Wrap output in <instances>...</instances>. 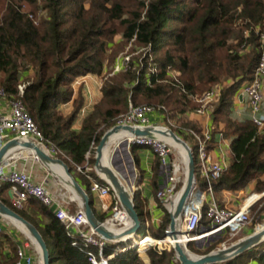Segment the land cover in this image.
<instances>
[{"label": "trees", "instance_id": "1", "mask_svg": "<svg viewBox=\"0 0 264 264\" xmlns=\"http://www.w3.org/2000/svg\"><path fill=\"white\" fill-rule=\"evenodd\" d=\"M262 29L264 0H0V87L10 97L23 100L46 142L61 150L57 157L69 165L74 176L77 172L82 178L101 221L108 216L97 214L87 177L104 181L94 169L96 146L104 133L132 105H154L169 124L197 109L195 97L217 85L222 88L219 101L212 106V117L224 123L223 134L232 139V159L214 188L216 192L239 191L256 180V191L263 193L264 129L260 130L252 118H239L233 112L235 96L252 80L258 64ZM117 35L121 39L114 42ZM121 53L130 58L129 67L118 72L105 70L106 58L114 62ZM87 74L102 76V96L76 131L73 125L85 96L81 85L74 97L73 83ZM22 81L26 84L20 94ZM71 101L73 109L64 115L59 107ZM178 126L182 133L183 128L198 129L192 123ZM139 147L131 145L136 164ZM86 163L93 169H78ZM196 179L201 188L206 186L197 165ZM10 187L0 186V200L40 230L51 264H91L51 208L35 198L22 210L13 207L10 198H4ZM134 203L142 223L136 236L166 238L171 221L168 208L161 202L164 216L160 224L147 225L150 216L139 189L135 190ZM253 208L264 210V196ZM205 210L206 205L201 224L207 226L210 221ZM148 239L141 247H146ZM220 243L197 252L207 254ZM128 244L111 243L106 252ZM262 244L219 264H249L252 259L264 264V249L259 250ZM6 247L15 251L12 258L7 257ZM17 248L18 241L3 230L0 264L15 263ZM147 254L150 264H181L173 251H161L158 246L149 247ZM110 264L145 263L137 249H129Z\"/></svg>", "mask_w": 264, "mask_h": 264}, {"label": "built area", "instance_id": "2", "mask_svg": "<svg viewBox=\"0 0 264 264\" xmlns=\"http://www.w3.org/2000/svg\"><path fill=\"white\" fill-rule=\"evenodd\" d=\"M31 17H33V15H31ZM259 35V61L252 80L243 85L240 94H246L248 96L249 106L252 112L251 118L258 128L263 130L264 93L262 87L264 80V29L259 32ZM129 61V57H124L121 62L118 61L114 67L115 72L127 69L129 67ZM18 88L20 94H23L25 84H19ZM221 88L222 86L217 85L202 95L196 96L195 98L199 106L195 109V112L198 114H205L208 109L212 112V106L219 101ZM159 111V108L154 105H132L127 113L118 117L115 125H133L136 127L164 126L168 128H172V126L176 125L173 121H170L168 125L153 123V116L160 115L163 117ZM187 132L190 133L196 141L197 155L200 160L198 168L201 177L204 179L206 190L202 191L196 180L195 189H197L201 198V208L199 209L195 223L191 227L185 222V217H187L185 215V209L180 219L181 225L179 230L190 236L187 243L209 239L214 235L222 234L234 238L252 223V208L261 199L262 194H260V197L257 198L256 201L254 200L251 203H246L240 208L221 206L214 188V182L225 173L228 166L224 161L214 160L211 156L209 145L214 139V131L213 129H207L198 132L192 129L187 130ZM13 138L35 141L47 153L54 157L62 153L55 145L46 142L44 134L35 123L31 114L27 111L23 100L21 98L10 97L6 90L0 87V148ZM127 140L129 146L138 145L141 147H150L155 152L159 160L161 177L157 196L169 211L172 210V204L179 192L178 188L180 184L184 182L187 172L179 156L175 155V147L165 140L148 137L132 136ZM89 155L90 152L87 154V158H89ZM35 156L39 159L37 155ZM77 167L81 171L83 169H91L88 163H86L84 167ZM90 179V191L93 194H97L100 198L103 213L111 212V216L106 219V224L116 232L123 231L128 226L127 222L129 216L123 208L112 185L103 178L101 179L104 181L93 178ZM2 184H11L15 187V189L11 191V204L17 209H24L32 198L39 200L52 210L54 209L53 211L58 219L65 224L68 235L73 238V244L82 247V251L86 254L91 264H110V261L115 256L129 249H137L140 256H142V254L147 253L149 247L157 245L161 251H173L177 258L174 252V242L167 243L168 239H156L150 234L140 238L135 237L131 244L124 247L112 248L111 251L107 253L106 249L110 247L111 243L118 242L107 240L95 231L89 224L80 202L76 211H71L63 204L61 205L54 192L45 185L44 181L38 182L28 171L16 168L9 155L0 164V186ZM205 205V217L210 223L201 229V219ZM3 230V227L0 226V233L3 232ZM168 232L169 228L167 229V234ZM147 236H149L152 241L149 242L145 248H142L139 242L143 241ZM227 245V243H223V247ZM17 255L18 258L13 264H23L24 262L32 264L34 258L28 253L26 248L21 246L18 247Z\"/></svg>", "mask_w": 264, "mask_h": 264}, {"label": "crops", "instance_id": "3", "mask_svg": "<svg viewBox=\"0 0 264 264\" xmlns=\"http://www.w3.org/2000/svg\"><path fill=\"white\" fill-rule=\"evenodd\" d=\"M95 77L102 78V76H98L95 74H87L85 76L79 77L81 81L80 83H78V86L80 87V85H83L85 102L81 109L79 117L73 125V129L76 131H80L83 118L87 113L93 110L94 104L101 99L102 92L101 96H99L97 99L95 98ZM79 87L74 86V97H76ZM262 90L264 93V80ZM240 92L241 91H239L235 96L233 112L235 116L239 118H251L252 112L249 106L248 96L246 94L242 95L240 94ZM59 109L64 115H67L73 109V102L71 101L69 103L62 104ZM161 117L162 116L160 115L153 116V123L159 124ZM180 118L183 119L182 125L183 123H192L199 129L193 130H196L198 132H202L203 130L207 129H213L214 139L209 145L211 156L214 160L224 161L229 167L232 159V139L226 137L223 134L224 123L214 121L212 112L209 109L205 114H198L195 112V110L189 111L181 115ZM186 129L187 128H183L184 133L192 136L187 132V130L189 129ZM130 148L131 146L128 145L127 140L124 137L120 136L119 138L114 139L107 154V163H109L110 167L118 173V175L125 183H130L132 184L134 189L136 188L140 190L141 198L145 204V211H147L150 216L147 225L151 223L154 226H158L162 217L164 216V209L161 207V201L157 196L161 178L159 160L152 148L139 147L136 150V154L138 156V164H136V159L135 163H132L133 157H131L132 152L129 151ZM9 157L11 158V160H13L14 166L16 168L28 171L38 182L44 181L45 185L54 192L61 205L63 204L71 211H76L78 209L79 201L72 196V192L66 187L63 181L53 173V171H51L40 159L36 158L34 153L29 148L14 150L9 154ZM91 169L93 168L91 167ZM78 175L79 174L76 172L75 176H77L78 181L84 185V183H82L84 181L82 180V178H78ZM87 178L89 179V181H91L90 177ZM199 187L201 189L200 185ZM12 189H15V187L11 185L10 189L8 190V196H4V198H10V201ZM263 193H258L256 191V180H253L244 189L239 191L222 190L220 192H216L219 203H222L223 206L234 208H240L244 204L248 203V200H251L255 196H258L260 194L264 195ZM93 198V206L96 209L97 214L101 216L106 215V213H103L101 209V200L98 195L93 194ZM249 203H251V201ZM13 224H11V221H9L7 218L0 215V226L3 227L5 232L10 234L16 241H18V247L21 246L26 248L28 253L32 255V257L34 258L32 264H41V257L37 247H33L32 245H30L28 240L26 241V239H28L27 236L24 235L22 231L20 232L19 229ZM131 239H129L130 244L132 243ZM148 240V243L152 241L151 239ZM208 240L210 241V238L205 239V241L203 240L202 243L207 244ZM214 242L217 241H211V243ZM142 246H144V244ZM207 246L208 245L201 246L200 248L203 250L201 252H205ZM14 252L15 251L10 247H6V255L8 258H12L15 255ZM144 254L146 255V257H144L143 255V261L144 263L149 264V256L147 253ZM23 264L27 263L24 262ZM249 264H258V262L257 260L252 259Z\"/></svg>", "mask_w": 264, "mask_h": 264}, {"label": "water", "instance_id": "4", "mask_svg": "<svg viewBox=\"0 0 264 264\" xmlns=\"http://www.w3.org/2000/svg\"><path fill=\"white\" fill-rule=\"evenodd\" d=\"M120 130L128 131L132 134V136L148 137L153 139L165 140L167 142L170 141L166 139V137L171 136L175 142H178L183 145L186 150L187 162L185 163L187 172L183 185L177 195V198L179 197L177 205L174 210L169 211L171 221L169 225V232L166 236V239H168V241H175L173 243L174 252L176 253L177 258L181 264H219L231 260L264 242V231L256 233V230L258 228L256 227L253 233L239 239L236 242H233L232 244L226 247L217 248L216 250H213L207 254L196 255L197 257L195 258L189 255V249L187 248L188 243L183 245L182 243H180V241H178L180 238L179 220L182 218L185 209L189 203V200L195 190V184L197 180L196 160L193 148L186 140H184L181 135L175 132L172 128L164 126L136 127L133 125H114L104 133V135L101 137L99 144L96 147V162L94 165V169L98 173L99 177L103 178L112 185L115 193L117 194L123 208L126 210L131 221L130 225H128L121 232L114 231L106 224V220L101 221L98 218L92 207L91 197L89 193L87 192L86 188L73 175L69 165L63 159L54 157L47 153L35 141H26L19 138H13L7 141L0 148V164L14 150L29 148L51 171H53L55 175L57 174L54 171L52 165H61L64 169L65 175L71 182V185L74 190L71 191L67 187V185L66 187L71 192L77 195V200L80 202L88 218L89 224L95 229L97 233L102 235L107 240L115 242L126 241L131 238H135L142 225L139 213L136 210L134 203V193L136 188L134 189V187L130 183H125L122 178L118 175V173L104 162V150L109 144L112 135ZM172 145L177 148L174 144ZM0 215L7 218L13 223V220H17L22 225H24V227H26L27 229V232L21 229L20 230L24 234H26L37 247L41 257V264H51L50 250L48 244L40 230L32 222L27 220L25 217H23L20 213H18L16 210H14L2 200H0ZM129 235H131L132 237H127V239H125L126 236Z\"/></svg>", "mask_w": 264, "mask_h": 264}, {"label": "rangeland", "instance_id": "5", "mask_svg": "<svg viewBox=\"0 0 264 264\" xmlns=\"http://www.w3.org/2000/svg\"><path fill=\"white\" fill-rule=\"evenodd\" d=\"M44 13L40 14L41 16L43 15ZM121 39V36L120 35H117L115 37V40L114 42H118L119 40ZM131 46V44L127 45L126 48H125V52L126 53L128 50H129V47ZM123 53H121L117 60L119 62L122 61L123 59ZM114 61V62H109V60L106 58L105 60V70L109 71V69L111 70L112 68L115 67V64L118 62V61ZM80 78H78L74 83L73 85L76 86V87H79L78 86V83H80ZM95 85H96V88H95V98L97 99L99 96H101V85H102V82H103V78L101 77H95ZM25 81H22L21 84H26L24 83ZM81 86V85H80ZM80 88V87H79ZM79 93V89L77 91V95ZM76 95V97H77ZM62 112V111H61ZM179 117V116H178ZM175 118L174 120L172 119V121L176 124V125H182V122H183V119H181L180 117L179 118ZM159 124H162V125H168V122H166L165 118L164 117H161L160 121H159ZM174 131L175 132H178L183 138L184 140H186L187 142H189L192 146V148L194 149V153H195V160H196V165L199 167V164H200V160L198 158V155H197V146H196V141L194 140L193 136H190V135H187L185 133H182L181 132V129H179V126L178 127H175L174 126ZM131 151V148L130 150ZM132 152V151H131ZM175 152V155L176 156H179L180 160L182 161V165L184 167V169L186 168V164L184 163L185 162V159H184V155L183 153L180 151V149L178 148H175L174 150ZM133 159H132V163H135V158L132 154ZM71 189V188H70ZM202 191L206 190V186L202 187L201 188ZM91 195L93 196V193L91 192ZM264 196V195H263ZM75 198V196H74ZM262 198V197H261ZM260 201V200H259ZM258 201V202H259ZM257 202V203H258ZM193 203V202H192ZM256 203V204H257ZM255 204V205H256ZM263 204V203H262ZM262 204H260V208L262 206ZM254 205V207H255ZM260 208H252V211H251V218H252V223L246 227L242 232L239 233V235L235 236L234 238H230L228 235L226 234H222V235H214L210 238V241L208 240V243H211V241L213 240H216L217 242H221L217 248H220V247H223V243H227L228 245L232 244L233 242H236L238 241L239 239L243 238V237H246L247 235L251 234L254 232L255 228L260 226L261 224L264 223V215H263V218H260V214H264V210H261L260 212ZM22 210V209H21ZM19 211V210H18ZM106 216H111V212L109 213H106ZM10 221V220H9ZM11 224H13V222H11ZM15 225V224H13ZM16 226V225H15ZM17 227V226H16ZM205 227L204 224H201V229H203ZM18 228V227H17ZM19 229V228H18ZM19 231L21 232V230L19 229ZM23 233V232H22ZM26 235V234H24ZM27 236V235H26ZM222 236V237H221ZM137 237V236H136ZM219 237V238H218ZM28 239H26V241L28 240L29 244L32 245L33 247L35 246V244L29 239V237L27 236ZM133 241V239H131ZM204 240V239H203ZM203 240H200V241H194V242H189L187 244V248L189 249L190 253H193L194 255H203L201 252H197V251H203L200 247L203 246V245H209L208 243L207 244H204L202 243ZM130 241V240H128ZM205 241V240H204ZM142 242V241H141ZM139 242V245L140 243ZM217 242H214V243H217ZM145 243V242H144ZM227 245V246H228ZM141 246V245H140ZM158 246V245H157ZM144 247V246H142ZM216 248V249H217ZM215 249V250H216ZM264 249V242L263 244L259 247V250H263ZM144 254H142L141 258L143 257ZM143 259V258H142ZM146 264V263H145ZM150 264V263H149Z\"/></svg>", "mask_w": 264, "mask_h": 264}, {"label": "bare ground", "instance_id": "6", "mask_svg": "<svg viewBox=\"0 0 264 264\" xmlns=\"http://www.w3.org/2000/svg\"><path fill=\"white\" fill-rule=\"evenodd\" d=\"M120 136L124 137L127 140L128 138H131L132 137V134L129 133L128 131L120 130V131H118V132H116L115 134L112 135V137L110 138L109 144L106 146V148L104 150V162L108 166H110L109 163H107V154H108L109 148L112 145L114 139H117ZM166 139H168L170 141V143L174 144L178 149H180V151L184 155L185 162H187L186 150L183 147V145H181L178 142H175L171 136H167ZM52 167H53L54 171L56 172V174L62 179L63 183L65 185H67V187L69 189L71 188L70 189L71 191H73L74 189H73V187L71 185V182L68 180L67 176L65 175V172H64L63 167L61 165H59V164H53ZM72 196L73 197L75 196V199H77V195L74 194L73 192H72ZM259 197H260V195L255 196L253 199L248 200V203L250 201L252 202L253 200H255V199L259 198ZM178 199H179V197L178 198L176 197V199L174 200V202L172 204V210L175 209V207L177 205V202H178ZM201 203L202 202H201V198L199 196V193H198L197 189H195L194 192H193V194H192V196H191V198H190V200H189V203H188L187 208H186V214H185L187 216V217H185V222H186L187 225H190V227L195 223V219H196V217H197V215L199 213V209L201 208ZM13 221H14V223L16 224V226L19 229L27 232L26 227H24V225H22L19 221H17V220H13ZM130 223H131V221L129 219L128 222H127V224L130 225ZM180 225H181V220H179V229H180ZM261 231H264V223L261 224L260 226H258V228L256 230V233H260ZM179 233H180V238H179L178 241H180V243H182L183 245H185L187 243V241L190 239L189 238L190 236L189 235H186L183 232H181V230H179ZM263 235H264V233H263ZM127 237H132V236L131 235L126 236L125 239H127ZM173 242H175V241H173ZM173 242H172V240L167 241V243H173ZM189 255L191 257H194V258L197 257L193 253H190V251H189Z\"/></svg>", "mask_w": 264, "mask_h": 264}]
</instances>
